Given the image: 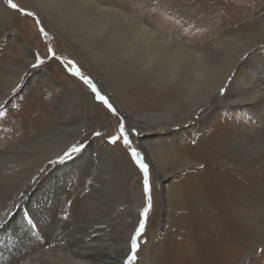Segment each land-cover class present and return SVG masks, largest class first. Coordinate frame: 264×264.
Listing matches in <instances>:
<instances>
[{
	"label": "bare ground",
	"instance_id": "6f19581e",
	"mask_svg": "<svg viewBox=\"0 0 264 264\" xmlns=\"http://www.w3.org/2000/svg\"><path fill=\"white\" fill-rule=\"evenodd\" d=\"M24 1L44 23L50 25L52 33L67 45L72 54L84 63L113 101L117 93H111V82L106 76L108 72H113L114 79L118 76L128 81V88L140 93L134 97L145 103L141 111L128 109L120 102L117 103V110L139 130L149 161L161 173L159 185L164 188V182L179 167L188 166L182 172L180 183L183 182L187 191L195 193L207 205L205 217H195L171 232L164 241L148 245L145 250L146 260L141 264H244L252 250L264 240V224L261 228L258 224L261 219L258 212L264 209V159L261 158L264 151L256 159L259 164L257 166L249 161H239L235 151L237 147L244 151L250 150L247 146L254 145L250 142L260 136L261 129L255 128V123L247 120L244 127L225 122L219 110L223 100L243 104L251 114L260 104L258 97L264 92V89L261 91L264 71L257 70L258 65L256 67L253 63H264V52L260 51L263 47L264 27L252 31L253 27L246 26L264 20V7L246 24L221 31L205 44L195 46L184 43L171 32L156 28L147 17H136L116 5L114 0H38L47 7L50 14L37 9L31 0ZM2 6L0 5V16L5 25L9 26L10 22L4 17L6 11ZM15 39L20 44L21 52L13 62L8 59L6 67H2L0 71V101L7 99L36 60V54L28 41L17 34ZM254 52L258 54L250 57V53ZM57 70L63 73L60 67ZM38 73L36 76L49 83L61 85L47 68L38 70ZM221 88L225 90L223 96ZM120 93L118 96L121 97ZM77 98L78 104L75 106L80 109L76 108V118L73 117L74 109L67 107L68 103L63 100L62 106H58L57 112H54L55 120L48 128L29 136L26 141L17 142L9 149L0 147V188L2 192H6L5 187H8L15 194L10 201L12 208L5 213L10 203L8 202L3 204L0 212V264H26L29 260L26 250L46 246L42 241L38 242L40 226L48 232L47 229L55 223L57 216L50 215V211L45 212L47 208L40 206L42 198L38 188L41 183L35 180H45L41 170L50 162L61 158L81 138L89 101L83 100L80 93ZM39 104L44 105L41 93L33 98L30 107L22 108L35 119L36 129L49 119L48 113L35 115V107ZM195 114H199L201 118L196 126L198 131L203 128L205 121L212 122L205 132L200 133L198 141L193 143V139L188 137L193 130L174 131L171 127L189 122ZM105 130L103 127L101 131ZM94 152H97L98 157L103 155L117 162L118 171L123 173L122 158L116 156L106 144H95L93 141L67 164L69 167L64 162L56 165V169L64 170L67 177L78 174L73 179L78 177L77 180L85 185L86 192L82 198L84 203H81L83 205L80 211H75L76 199L70 206L73 215L78 213L77 221L80 222L93 220L98 223L93 218L94 209L100 207L103 211L102 205L99 206L103 193L97 192V188L101 190L106 184L109 186V179L115 180L117 176L112 173L109 179L102 178L103 183L97 182L98 177L94 183L87 179L95 167H99L98 162L94 163L97 157ZM128 161L131 165V160ZM200 164L204 167H199ZM53 171L51 172L57 175ZM51 172L46 170L43 173L50 175ZM134 174L126 172V181L133 189L139 179L138 173ZM32 180L35 182L32 183ZM133 189L129 200V215L132 214V217L136 208ZM246 202H249L247 208L238 213L237 206ZM17 205L19 206L16 207ZM51 205V210L56 208L55 204ZM105 214L97 215V218L102 220L111 216L112 212ZM28 217V221L33 224L36 219L37 231L29 228L26 222ZM41 218V221L37 220ZM251 223L258 227L257 233L251 230ZM135 228L136 224H133L125 229V234L118 242L122 253L117 252V260L104 253L108 241L104 235L101 236L99 232L100 236L93 235L94 232L84 233L81 229L76 232L77 235L80 234L76 240L57 243L45 257L31 264H122L124 252L130 247V237ZM97 231L100 230L97 228Z\"/></svg>",
	"mask_w": 264,
	"mask_h": 264
},
{
	"label": "rangeland",
	"instance_id": "374dc122",
	"mask_svg": "<svg viewBox=\"0 0 264 264\" xmlns=\"http://www.w3.org/2000/svg\"><path fill=\"white\" fill-rule=\"evenodd\" d=\"M31 1L33 4H35L36 8H39V10H41L44 14H50L47 7H45V5H41L38 0ZM12 2L17 4L18 7L14 9L8 4L7 0H0V5H3L2 7L6 11V13L4 12V17L6 16L5 18L10 22L9 26L5 25L3 18L0 16V71L2 67H6V61L11 60V62H13L14 60L18 59L17 56L20 54L21 48L20 44L15 39L16 34L21 39L28 41L36 54V60L31 64L30 69L24 73V77L14 88V90H12V93L7 97V99L0 101V147L2 149H9L15 146L17 142L26 141L28 140L29 136L31 137L37 132L41 133L45 128H48L52 121L55 120L53 119L55 114L54 112H57L58 106H62L63 100L68 103L67 107L74 109L72 111L74 114L73 117L76 118L78 116L76 113L77 109L80 108L75 106V104H78L77 97L78 93H80L82 94L83 100H88L89 103L87 104L86 123L82 129L81 138L75 144L78 145L80 143H84L86 146H88L91 141H93L95 144L104 143L114 151L113 153L116 156L119 155V157L122 158V164H124V170L123 173H121L118 171L119 164L117 162H113L114 160L111 161L109 157L103 155L98 157L96 155L97 152L93 153L95 156H97L96 160H94V163L95 161L98 162L99 167H95L92 175L88 176L87 179L90 182L94 183L96 181L95 178L98 177L99 180L97 179V182L103 183L102 178L103 180L109 179V176L112 173L115 176L117 175L115 180L111 178L109 179L111 182L109 186L106 184L103 189H96L97 192L103 193V196L100 199L101 201H99V203L101 202L99 206L102 205L103 211L100 210V207L99 209H94L93 218L96 219L98 223H94L93 220L90 222L77 221L78 213L76 212L80 211V208L83 205L81 203H84L82 198L84 196V192H86L85 185L84 183H81L77 180L78 177L73 179V177H76L78 174H73L70 178L69 175L68 177L64 175L66 174L64 173V170L56 169V165L63 162L66 167H69L67 164H69V162L78 154H72L71 158H65L63 160L61 158L55 159L46 165V167L42 169L43 171L41 170V174L44 175L46 182L45 180H43V182L41 181L42 179L38 178L35 180L36 182L41 183L38 189L39 192H41L40 197L42 200L39 202V204L42 208H47V211L45 212L50 211V215L55 214L57 219L54 221L55 223L47 229L48 232L46 230L44 231V227L40 226V238L38 239V242L42 241V243L46 244V246L37 250H26V256H28L27 259H29L26 264H31L34 261H38L39 258L45 257L46 253L48 254L51 250L50 248L56 247L57 243H67L69 239H72V241L76 240L75 238L79 237L80 235H77L76 232L78 233V230L81 229L84 231V233L94 232L93 235H104V237H106L105 240H108L105 247L106 249L104 248V253L106 255L108 254L109 256L111 255L117 260L118 253H122L120 243L118 244V242L125 234V229H128L130 225L136 224V228L138 227L141 218L140 214L147 203V197L144 192V174L139 166L131 159L126 146L123 144L122 138L117 142L116 145L110 144L108 142V135L115 134L118 124L117 117L116 115L109 112L101 101L95 98V94L91 91L90 87L81 79L80 76L74 74V70L78 67L83 76L90 77L93 83L99 89L100 93L107 96L116 109L117 103H123L128 109H139V111H141L143 107H145V103L141 100L135 99L134 96H139L140 93L136 90L129 89L127 86L129 85L128 81L122 80L118 76L116 79H114L112 77L113 72H108L106 76L107 80L111 82L109 83L111 93L113 94L115 91L117 93L116 96H114V100L116 102L113 101V99L104 90L100 82L89 73L84 63L74 56L68 49L67 45L52 33V31L49 29L50 25L44 23L36 11L33 10V8H31L24 0H12ZM114 2L123 9L125 8L126 11L133 13L135 16L137 15L140 19L147 17L148 21L156 28L160 30L162 29L167 33L171 32L175 35V37L179 38L184 43H190L195 46L205 44L208 39L217 36L221 31L246 24L247 21L254 18L257 11L264 7V0H114ZM19 9H25V12H35L36 15L28 16L25 14V12H21ZM37 20H39V23H37ZM243 27L245 28V26ZM246 27H253L252 31L261 30L264 27V20L256 24L253 23L251 25H247ZM41 28H43L44 31L48 33L47 37H45L40 31ZM49 49L55 51L56 57L51 55ZM262 50L264 52V39L263 47L260 51L262 52ZM250 54H248V57L250 55V57L253 58L258 54V52ZM262 56L264 57V55ZM40 60H42L43 63H40ZM91 60L93 59L91 58ZM33 65L36 66L33 67ZM253 65L256 67L258 65L257 70L260 69L264 71V63H260V61H258L254 62ZM57 67H60L63 70V73H59ZM42 68H47V70L61 85L58 86L57 84L49 83L42 77L36 76L38 70ZM35 70L37 71L35 72ZM93 71L98 72L97 69H93ZM103 81L105 80L103 79ZM261 86L262 91L264 89V84ZM115 87L116 89H114ZM119 92L122 93L121 97L118 96ZM38 93L42 94V102L44 105L39 104L35 107V115H47L48 113L49 119L42 126L36 129L34 128V123L36 122L35 119H32L29 115V112L27 110H23L22 108L30 107L32 105L33 98ZM223 94L221 95L223 96ZM260 94L261 95L258 97L259 101L257 100L260 104L253 109L252 114L247 110L245 105L239 103L232 104L226 100H223L220 103L221 106L219 110L221 115H223L222 119L225 122L232 123V125L233 123L234 125L237 123L244 127L247 125L246 122L249 121L255 123V128L261 129V132H259L260 136L258 135V138L256 137L254 141L250 142V144L254 143V145L247 146L251 148L250 150L248 149V151H244V149L237 147L235 151L236 154L238 153L237 155L240 159L239 161H249L251 164L256 166L259 165L256 159H259V155L262 154L261 151H264V92L262 91ZM72 100L74 102H72ZM119 116L122 117L120 114ZM122 118L125 127L129 130V138L132 141V146L140 151L144 162L149 165V180L152 188V208L148 213L145 231L139 240L140 248L137 251L138 258L134 262V264H141L143 260H146L145 250L148 245L157 244L161 241H164L168 235L171 234V232L181 228L185 223L191 222L193 219H195V217H199L200 219L201 217H205L207 214V205L205 202L199 199L195 193L187 191L183 182H181L183 183V186L180 183L182 172L185 169H188V166L182 168L179 167L177 171L164 182V188L159 185L161 173H159L155 166L149 161L142 146L139 130L134 127L125 117ZM200 119L201 118L199 117V114H195L193 115L192 120L189 122L179 124L171 128L174 131L179 129L193 130L188 134V137H191L193 141L197 142L200 137V133L205 132L207 127L212 122L211 120L205 121L203 128L198 131L196 130V126ZM103 127L106 129L104 132L101 131ZM132 129H135V131H131ZM93 131H100L104 133V135L100 137L93 136L91 135ZM63 155L64 153L62 156ZM262 155L261 158L264 159V155ZM128 160H131V165L127 163L129 162ZM55 169L58 171L55 172ZM46 170L49 173L54 170L53 172L57 175H54L52 172L50 175H45L44 173ZM124 171L131 174L135 173L134 175L138 173L139 179H137L138 181L134 189L127 183L126 172ZM35 181L32 180V183ZM113 181L114 183H112ZM5 188L6 192H2L0 188V212L2 211L3 204H6L12 201L11 199H13V191H11V189L8 187ZM131 189H133V200L136 204V208L133 211V217L132 214L129 215ZM52 191L54 192L52 193ZM91 194L92 196L94 195L93 190L91 191ZM75 199L77 200L78 207V209L75 207L76 216L70 211V206ZM52 203L55 204L56 207L53 210L50 209L53 207L51 205ZM248 204L246 202L237 206V212L240 213L243 208L246 209V205ZM11 206V202L8 203L7 211H5V213L8 212L10 208H12ZM18 206L19 205L16 207ZM16 211H18V208ZM104 211H111V216L106 218L104 217L105 220H99L97 218L98 216L101 214L106 215ZM13 214L14 212L10 215ZM258 215L261 217V219H259L260 223H258L259 227L261 228V226L264 224V209L263 211L258 212ZM32 219L34 218L32 217ZM28 220H30L29 217L26 221L28 222L27 224L29 228L33 229V231H37L35 223L36 219H34V224ZM37 220L41 221L42 218ZM96 227L100 231H97ZM251 230H253L254 233H257L258 227L251 223ZM97 232H99V234ZM129 253L130 247H128V249L124 252L122 264H125ZM244 264H264V240L263 242L257 244Z\"/></svg>",
	"mask_w": 264,
	"mask_h": 264
},
{
	"label": "snow or ice",
	"instance_id": "6c2138e0",
	"mask_svg": "<svg viewBox=\"0 0 264 264\" xmlns=\"http://www.w3.org/2000/svg\"><path fill=\"white\" fill-rule=\"evenodd\" d=\"M8 4L12 7V8H17L18 5L13 3L12 0H7ZM21 12H25V9H19ZM26 15L28 16H35L36 13L35 12H25ZM37 23H39V20H37ZM40 31L43 33V35L45 37H47L48 33L46 31H44L43 28L40 29ZM49 52L51 53V55L53 57H56V53L54 50L49 49ZM40 63H43L42 60L39 61ZM36 65H33V67H35ZM74 74L77 76H80L81 79L90 87L91 91L95 94V98L99 101H101L106 108L108 109L109 112H111L112 114L116 115L117 120H118V124L116 127V131L115 134H109L107 139L108 142L110 144L116 145L118 141L121 140V138L123 139V144L126 146L128 153L130 154L131 159L135 162V164H137L139 166V168L142 170L143 174H144V192L146 194L147 197V203L146 206L143 208L142 212H141V218L139 221V225L138 227L134 230L133 234L130 237V253L127 256V259L125 261V264H134V262L137 260V251L140 248V237L141 235L144 233L145 231V227L147 224V219H148V213L152 208V188H151V183L149 180V165L147 163L144 162L140 151L132 146V141L129 138V130L125 127L123 118L119 116V113L117 112V109L114 107L113 103L110 102L109 98L105 95H102L99 91V89L96 87V85L93 83L92 79L90 77L87 76H83V74L81 73L80 69L77 67L74 70ZM224 89L221 88L220 92L221 94L224 93ZM131 131H135V129H132ZM91 135L93 136H103L104 133L100 132V131H93L91 133ZM193 143H196V141H193ZM86 145L84 143H80L78 145L74 144L72 145L65 153L64 155L61 157V159H65V158H71L72 154H80L82 153L84 150H86ZM199 167L203 168L204 165L200 164Z\"/></svg>",
	"mask_w": 264,
	"mask_h": 264
}]
</instances>
